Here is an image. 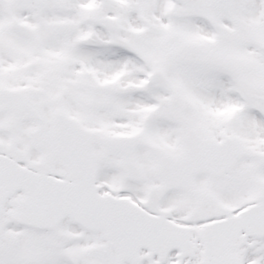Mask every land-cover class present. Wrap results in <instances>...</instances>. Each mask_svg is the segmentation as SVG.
Masks as SVG:
<instances>
[{
	"label": "snow or ice",
	"instance_id": "obj_1",
	"mask_svg": "<svg viewBox=\"0 0 264 264\" xmlns=\"http://www.w3.org/2000/svg\"><path fill=\"white\" fill-rule=\"evenodd\" d=\"M0 264H264V0H0Z\"/></svg>",
	"mask_w": 264,
	"mask_h": 264
}]
</instances>
